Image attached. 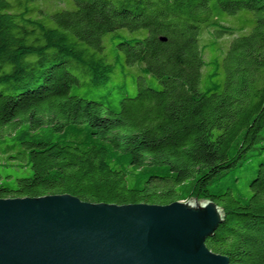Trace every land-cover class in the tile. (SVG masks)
Wrapping results in <instances>:
<instances>
[{
	"label": "trees",
	"instance_id": "obj_1",
	"mask_svg": "<svg viewBox=\"0 0 264 264\" xmlns=\"http://www.w3.org/2000/svg\"><path fill=\"white\" fill-rule=\"evenodd\" d=\"M0 154V199L212 201L264 264V0H0Z\"/></svg>",
	"mask_w": 264,
	"mask_h": 264
},
{
	"label": "water",
	"instance_id": "obj_2",
	"mask_svg": "<svg viewBox=\"0 0 264 264\" xmlns=\"http://www.w3.org/2000/svg\"><path fill=\"white\" fill-rule=\"evenodd\" d=\"M223 222L217 204L196 198L164 206L1 198L0 264H230L206 245Z\"/></svg>",
	"mask_w": 264,
	"mask_h": 264
},
{
	"label": "rangeland",
	"instance_id": "obj_3",
	"mask_svg": "<svg viewBox=\"0 0 264 264\" xmlns=\"http://www.w3.org/2000/svg\"><path fill=\"white\" fill-rule=\"evenodd\" d=\"M48 5H51V3L49 2ZM49 7H52V6H49ZM49 7H47V9ZM43 9H45V8H43ZM134 93H136V92L135 91H132V94H134ZM6 160H7V157H5V156H3V155L0 154V163H4L5 164L6 163ZM14 164H16V163H14ZM12 165H13V163H9V165L6 168H2V170L0 172H2L3 175H10V174H12L11 173V171H13ZM17 171H18V173L16 174L17 177H26V176H29L31 174V172L29 170L24 169V168L21 169V167H19ZM199 201H201V200H199Z\"/></svg>",
	"mask_w": 264,
	"mask_h": 264
},
{
	"label": "bare ground",
	"instance_id": "obj_4",
	"mask_svg": "<svg viewBox=\"0 0 264 264\" xmlns=\"http://www.w3.org/2000/svg\"><path fill=\"white\" fill-rule=\"evenodd\" d=\"M184 202H186V201H184Z\"/></svg>",
	"mask_w": 264,
	"mask_h": 264
}]
</instances>
